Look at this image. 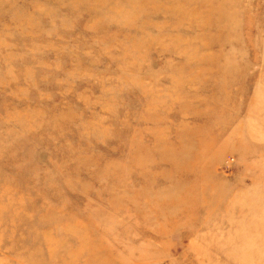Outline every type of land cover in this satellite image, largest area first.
I'll return each instance as SVG.
<instances>
[{
	"label": "rangeland",
	"instance_id": "obj_1",
	"mask_svg": "<svg viewBox=\"0 0 264 264\" xmlns=\"http://www.w3.org/2000/svg\"><path fill=\"white\" fill-rule=\"evenodd\" d=\"M264 264V0H0V264Z\"/></svg>",
	"mask_w": 264,
	"mask_h": 264
},
{
	"label": "bare ground",
	"instance_id": "obj_2",
	"mask_svg": "<svg viewBox=\"0 0 264 264\" xmlns=\"http://www.w3.org/2000/svg\"><path fill=\"white\" fill-rule=\"evenodd\" d=\"M27 264H42V261L41 260H36L35 263L34 262H28Z\"/></svg>",
	"mask_w": 264,
	"mask_h": 264
}]
</instances>
